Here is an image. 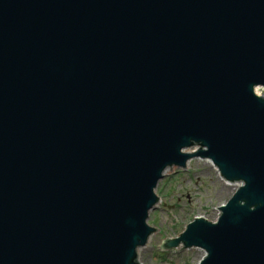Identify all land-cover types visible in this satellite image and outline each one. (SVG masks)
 <instances>
[{
	"label": "water",
	"instance_id": "1",
	"mask_svg": "<svg viewBox=\"0 0 264 264\" xmlns=\"http://www.w3.org/2000/svg\"><path fill=\"white\" fill-rule=\"evenodd\" d=\"M193 158L238 186L160 250L264 264V0H0V264H139Z\"/></svg>",
	"mask_w": 264,
	"mask_h": 264
},
{
	"label": "rangeland",
	"instance_id": "2",
	"mask_svg": "<svg viewBox=\"0 0 264 264\" xmlns=\"http://www.w3.org/2000/svg\"><path fill=\"white\" fill-rule=\"evenodd\" d=\"M237 186L224 183L207 160L191 159L183 170L172 167L156 187L159 202L147 220L155 232L137 251L139 264H196L204 255L200 248L161 251V241L178 237L194 218L213 222L218 207L228 201Z\"/></svg>",
	"mask_w": 264,
	"mask_h": 264
},
{
	"label": "bare ground",
	"instance_id": "3",
	"mask_svg": "<svg viewBox=\"0 0 264 264\" xmlns=\"http://www.w3.org/2000/svg\"><path fill=\"white\" fill-rule=\"evenodd\" d=\"M188 151V152H187ZM186 152L187 153H190V152H192L191 150L189 151V150H187ZM213 166V165H212ZM214 167V166H213ZM215 168V167H214ZM216 169V168H215ZM218 173V172H217ZM157 205V204H156ZM156 205H155V208H156Z\"/></svg>",
	"mask_w": 264,
	"mask_h": 264
},
{
	"label": "flooded vegetation",
	"instance_id": "4",
	"mask_svg": "<svg viewBox=\"0 0 264 264\" xmlns=\"http://www.w3.org/2000/svg\"><path fill=\"white\" fill-rule=\"evenodd\" d=\"M147 242V241H146ZM146 244V243H145ZM194 248H196V247H194Z\"/></svg>",
	"mask_w": 264,
	"mask_h": 264
}]
</instances>
